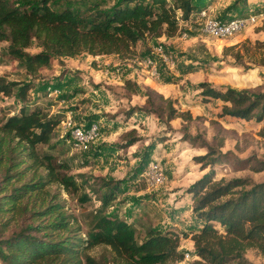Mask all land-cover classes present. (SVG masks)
<instances>
[{"label":"trees","instance_id":"trees-1","mask_svg":"<svg viewBox=\"0 0 264 264\" xmlns=\"http://www.w3.org/2000/svg\"><path fill=\"white\" fill-rule=\"evenodd\" d=\"M53 1L0 0V41H8L5 52L30 74L49 66L54 56L87 52L132 57L138 41L175 35L180 22L188 21L201 8L196 0H115L108 7H102V0H79L76 5L68 3L60 8H53ZM33 40L42 50H26ZM255 44L264 47V40L256 39ZM235 54L239 56L237 51ZM32 86L30 81L21 83L0 76V92H15L23 101L16 112L0 114V164L8 161L0 184V230L28 210L32 218L15 233L0 236L2 264H180L185 257L181 237L190 238L198 256L191 264H253L244 256L248 247L264 255V180L255 181L250 176L216 178L212 167L225 160L226 152L187 131L182 132L184 140L206 148L204 153L193 155L192 161L207 169L187 187L191 211L199 225L188 232L174 226L165 230L149 226L146 235L138 239L134 223L117 209L109 210L125 188L100 177V185L93 187L99 204L88 211V225L82 230L80 221L49 187L56 183L84 203L91 200L86 186L93 185L84 172H69L66 161H57L52 152L38 148L50 141L65 115L45 112L38 106L30 108L25 98ZM124 86L139 93L138 84L129 77ZM200 88L203 101H221L218 116L262 121L257 134L264 137L263 90L221 87L207 80L201 81ZM144 95L143 105L135 104L124 111L125 119L138 111L164 114L167 122L176 117L186 122L192 119L191 112L174 106L170 97L149 87ZM134 130L126 131L122 146L141 138L132 134ZM15 153L19 160L12 161ZM239 162L242 166L246 163L243 159ZM251 169H264V161ZM27 171L31 177L16 184ZM97 245L108 251L90 253Z\"/></svg>","mask_w":264,"mask_h":264},{"label":"rangeland","instance_id":"rangeland-1","mask_svg":"<svg viewBox=\"0 0 264 264\" xmlns=\"http://www.w3.org/2000/svg\"><path fill=\"white\" fill-rule=\"evenodd\" d=\"M77 1L55 0L50 4L60 8L68 3L76 5ZM102 1V7H108L115 0ZM243 1L196 0L201 8H197L188 21L180 22L175 35L138 41L132 57L93 56L87 52L54 56L49 66L40 67L34 74L28 73L17 59L5 52L8 41H0V76L33 84L25 98L30 108L38 106L45 112L65 115L50 141L39 144L38 148L52 152L57 161H66L69 172H84L92 183L93 186H86L91 200L84 203L77 200V194L66 193L56 183L49 187L50 193H56V198L80 221L82 230L88 225V211L99 204L93 187L100 185V177L125 188L109 210L117 209L121 216L133 222L138 239L146 235L149 226L161 230L174 226L178 231L188 232L199 225L200 220L191 211L187 187L207 169L202 170L199 163L192 161L193 155L204 153L206 148L191 149L188 140L182 138L183 131L200 135L226 152L225 160L215 162L212 167L216 178L250 176L255 181L264 180V169H251L252 165L264 161V137L257 134L263 122L218 116L221 101H203L200 95V83L204 80L221 87L264 91V47L255 44L256 39L264 40V0ZM202 8L206 10L205 17L200 13ZM239 12L245 16L256 14L254 21L249 20L242 29L224 37L206 30L207 16L227 18ZM155 43L164 44L169 61L151 53ZM26 50L37 52L42 47L33 40ZM149 56L156 60L158 75L147 70L144 61ZM127 77L136 81L139 93L125 88ZM147 87L170 97L179 109H188L192 119L186 122L176 117L167 122L164 114L158 116L142 111L125 119L126 109L135 104L143 105ZM22 103L15 92L10 95L0 92V114L14 113ZM92 123L98 125V131L87 146L70 142L71 125ZM130 129H135L132 134L141 138L122 146L127 138L125 133ZM19 156L15 153L12 161L19 160ZM240 159L246 161L244 166ZM151 162L158 163L163 181L151 177L148 171ZM7 163L0 164V184ZM30 177L31 171H27L22 180L15 183ZM30 213L28 210L15 216L5 230H0V236L7 237L20 230L32 220ZM180 248L185 252L180 264H191L198 258L189 237H181ZM102 251L108 249L97 245L90 253L98 255ZM244 256L253 264H264V255L254 247L246 248Z\"/></svg>","mask_w":264,"mask_h":264},{"label":"built area","instance_id":"built-area-1","mask_svg":"<svg viewBox=\"0 0 264 264\" xmlns=\"http://www.w3.org/2000/svg\"><path fill=\"white\" fill-rule=\"evenodd\" d=\"M200 13L203 17L206 16V10L204 8L201 9ZM254 13L248 15L242 14H235L231 17L227 18H217L214 16H207L205 22L206 30L214 34L215 36L224 37L233 34L236 31H239L247 24L249 20L255 19ZM151 53L158 55L164 61H169V56L165 52V46L163 43H155L151 46ZM147 70L152 75H158V67L156 60L151 56L147 57L144 61ZM70 124V122H68ZM98 131V125L92 124H78V125H71L69 132H70V142L81 145L87 146V143L96 135ZM73 144V145H74ZM148 171L151 172V177L155 181H163L164 175L162 171L159 169L158 163L151 162L148 166ZM147 173V171H146Z\"/></svg>","mask_w":264,"mask_h":264},{"label":"crops","instance_id":"crops-1","mask_svg":"<svg viewBox=\"0 0 264 264\" xmlns=\"http://www.w3.org/2000/svg\"><path fill=\"white\" fill-rule=\"evenodd\" d=\"M100 55H101V54H100ZM109 55H115V54H109ZM96 56H98V55H96ZM223 117H226V118H235V117H229V116H223ZM173 119H174V118H173ZM238 119H241V118H238ZM190 148H191V149H195L196 146H192V145L190 144ZM193 163H194V162H193ZM202 170H203V169H202ZM204 172H205V171H204ZM204 172H203V173H204ZM203 173H202V174H203Z\"/></svg>","mask_w":264,"mask_h":264}]
</instances>
